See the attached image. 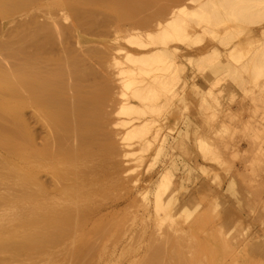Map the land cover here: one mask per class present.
<instances>
[{
	"label": "rangeland",
	"instance_id": "obj_1",
	"mask_svg": "<svg viewBox=\"0 0 264 264\" xmlns=\"http://www.w3.org/2000/svg\"><path fill=\"white\" fill-rule=\"evenodd\" d=\"M220 1L222 0H169L163 8L155 6L158 7L156 11V8H152V12H149L147 14L148 16L146 15L148 17V25H142L143 27H140L141 25L139 26L137 23L134 26L130 24L131 21L122 24V26L115 19L113 21L110 18L112 20L109 21V18H106V13L102 9L100 10V8L95 9L97 14L94 13L97 19H94L93 22L96 20L94 24L92 23L89 26L88 22L80 23L75 11L61 4L59 0H50V2H45L38 7L30 5L20 7L15 12L13 11V7L8 5L7 8L11 7L13 11H10V8H8L7 11L10 13L2 12L0 7V64L2 67L12 68L14 63L20 61L19 59L21 58L16 56L18 54L16 53L15 55L14 53L16 48L17 52L18 50L22 52L21 49L24 47H26L24 51L29 48L28 50L30 51H27L29 53H33L36 51V48H39L40 52L42 50L45 51H42L43 54H41L43 58L46 54L48 55L47 58L53 54L55 56L57 54L58 57L59 53L61 55L64 54L62 58H66L68 55L72 58L76 56L75 59L81 61L77 65L81 69L79 72L81 73L83 71V76L85 74L87 76L85 80L84 78L86 77H83L81 73L82 79L85 80V82H81V84L83 83L84 89H87L89 85L93 88L97 87L98 96L101 94V98H104L100 100H105V102L102 101V112L99 106L98 108L96 107L99 110L96 109V112L98 111L101 114L96 113L95 118L100 116V119H95L93 124L99 121L100 130L97 128L95 130L98 124H95L94 130L93 126H91L92 130H90L94 131L92 140H94L93 142L99 140L102 144H108V147L111 143L114 145V148L116 147V152L112 148V153L110 152L111 159L109 161L113 162V164L117 163V172L115 173L116 179H118L117 182L114 179L116 182L113 184L114 186L108 187L99 193L94 192L92 195H95V199H92L95 202L92 199L91 201L88 199L86 201V205L89 203L94 205V210L93 205H91L90 209L92 208V211L89 209L91 212L88 213V218L92 216V218L90 217L91 220L88 219V229L93 228V231L90 230L87 233L86 239L81 243L82 248L79 245L80 243L70 242L72 245L75 243L76 246L74 245L72 249H69L72 245L69 246V243L68 245L63 244L65 246L63 249L61 248L62 243L60 242V246L56 245L58 251L54 249V253L57 251L56 253L59 252L60 254L59 256L58 254H53L55 257L57 256L60 259L61 256L70 255L72 250H77V246L80 251H85L83 248H86V244L90 241L87 242V239L94 241L93 238L97 239L99 235L98 239L100 241L97 239L94 242H89L94 249H90L89 245L87 246V249L95 253L92 254L88 251L89 254L88 252L87 254L90 258L84 254L86 260L83 259L88 264L90 263L89 261H91L90 264H115L114 262H117L116 264H130V261L139 263L141 262L140 258L143 261L142 256L147 252L148 248L152 247L148 243V240L149 242L151 241V237L155 240L153 242L151 241L153 245L155 244L154 242L157 243L156 239L158 240L157 245L155 244L158 246L160 243V245L163 244L161 241L159 243V240L164 241L169 236L171 239L168 237L169 240H167L169 242L165 241L166 243L164 242L165 244L163 245H168L166 246L167 258L172 257L175 250L177 251L183 248V255L188 253L187 258L189 257V259L183 256L185 262V259L189 260L187 261L188 264H194L198 258H202L203 261L200 259L201 263L195 262V264H264V7L261 4H264V2L256 0L257 2L253 1L254 3H251L252 1H250L249 3L247 0H244L246 4L238 0L244 7L240 9L237 3L233 4L234 2L228 4V6L235 5L236 7V10L234 9L235 13L232 14L231 11H233V8L230 6L227 7L226 4L220 3ZM255 2H261V6H256L248 10L247 8L250 7V4H253V7L254 5H259L255 4ZM14 5L16 6L17 4L15 3ZM216 5L219 9L224 8L222 9L224 10L223 13L216 14L218 9ZM199 7H203V10H199ZM214 7L217 8L216 11ZM225 8L231 10L230 14L229 12L225 14L227 13L225 12ZM21 9L25 11H21ZM195 9H198L197 11H201L202 13L195 11ZM175 10L181 15V18L178 19L180 21L178 25L182 28L187 27L188 33L191 35V38H189L192 41H185V44L187 43L189 45L187 46L188 48L183 42L171 41V45L174 43L181 45L183 50L178 51L175 55L174 53L171 55V57L174 55L176 58L174 56L170 59L169 57L167 58L165 63L168 64V67L166 69L165 63V67L164 65L161 66V70H156L158 67L154 63L151 64L152 66L149 65L151 67L148 68V66H145L144 61H141V58L149 50L164 47L162 43L155 42V37L158 38L160 35L156 33V31L158 32L156 29H158V23L160 21L169 27L170 25L167 24V19L172 17V11ZM236 11L238 13L243 12V16H238ZM212 12L216 14L214 15L215 18ZM35 13L36 16L34 15ZM24 18L25 21L23 22ZM199 19L201 22L198 23ZM13 22H17L18 25L21 24L19 29H16L20 35L17 31H14L15 29L13 27H18V25L17 23H15L16 25L13 24ZM27 23L29 24L27 25ZM22 25L23 27H21ZM8 27H10V30L12 29V34L14 32L16 33V35H13V37L17 36L14 37L15 40L12 35H8L9 33L11 34ZM148 33H154L153 35L155 37L153 35L150 36V38L154 37V40L149 38ZM127 34H136L138 38L143 34L141 40L138 39L139 41L146 44L149 40L150 43L154 42V44H149L145 47V44H139L138 41V43H132L128 40ZM196 36L200 40L197 37L198 39L196 38V41L194 39ZM26 37L31 38L30 40H26ZM22 39L26 41L24 44ZM17 40L18 42H15ZM43 40L49 43L46 42V44ZM38 41H41L40 44ZM5 42L14 47L7 46L8 44L5 45ZM36 42L39 46L42 44V48L37 46ZM19 44L21 45L19 46ZM160 45L162 46L160 47ZM15 46L17 47L15 48ZM19 47L21 48L19 49ZM7 48L8 50L15 49L14 51L10 50L11 52L13 51L11 53L13 54L12 56L8 54L10 51ZM54 48L55 50H52ZM3 49L5 50L3 51ZM85 49H88V53ZM56 50L60 52H56ZM89 50L90 52L93 51L90 53ZM71 52L73 53L71 54ZM129 52L141 58L133 57L135 60L133 59L131 61L129 59V61V54H126ZM92 53L94 55L96 54L97 57H92ZM98 54L100 55L98 56ZM115 58L123 62V67L136 69V78L140 80L143 78V82H135L136 84L133 82L135 85L132 84L133 86L131 85L132 87L130 89L129 87H125L121 80L122 75H119L120 72L118 73V65L113 67L115 64L112 59ZM97 59L98 61H96ZM99 59L101 60L99 61ZM156 60L154 61L155 64L159 65V63H156ZM84 62L87 63V66L84 65ZM80 63H82V66ZM84 66L87 68H83ZM140 66L151 69L143 74L139 69ZM118 67L120 69V65ZM91 69H94V71ZM87 73L89 74L87 75ZM158 74L159 76H156ZM160 75H163L164 77L162 76V78H165V80H167L165 75L167 77L173 75L176 77L173 81H177L171 83L170 89L165 88L166 86L164 84L160 85V87L158 84L156 85L158 82L156 80H161L159 79ZM155 77L159 78L156 79ZM88 78L92 81V84H95V87L91 82L87 83L89 81ZM105 81H109V83ZM98 82L101 83V86ZM147 82H152V85L157 86L158 91H162L161 94L158 93V97H160L157 100V95H154L155 99L150 96V98L148 97L145 100L133 96L134 91H136L135 89L146 86ZM168 82L172 81L169 80ZM85 83L89 84L87 88L84 85ZM97 85L102 87L103 93L99 92L101 89L99 88L98 90ZM135 86L136 88L134 89ZM70 88L71 90L74 88L73 83ZM90 88L88 90H91ZM164 90L166 91L163 92ZM125 92L126 95H123ZM146 93H148V90L145 88L143 94ZM128 97L130 101L134 102L140 109H144L143 111L146 113H139V109V112L135 111L138 113L131 111L133 113L132 115L129 114L130 112L127 114V112L121 111L123 110V104L121 103H124V100ZM157 104L161 107L157 108ZM31 109L32 111L30 112ZM24 113L23 115H26L24 118L27 119L26 122L28 121L27 124L34 136L35 145L43 146L48 143V140L51 139L50 141H52L53 135L50 136L49 131L46 132L48 129L41 124L33 108H28ZM11 119V116H6V119L3 120L11 124L13 123ZM144 123L146 126L138 128V130L136 129L139 134L137 135L132 125L140 126V124L144 125ZM131 127L133 132H135V136L130 130ZM38 128L40 129L38 130ZM88 129L84 133L86 138L87 135L90 136L92 134ZM129 130L132 132V136H130V132L127 134ZM95 135L96 140L94 139ZM67 136H69L68 139L66 138ZM67 136L65 135L63 137L66 140L61 137L63 141L55 135L53 137L54 142L56 140L59 143L60 141L61 143L65 142L63 144L57 143L58 141L55 142L57 147H64L61 150L77 144L78 138L76 136L73 135L75 138L71 135ZM17 139H19V136ZM104 147L107 146L104 145ZM113 160L116 162L114 163ZM109 163L106 162V165L109 166H107L108 169L113 165ZM43 173L39 175L40 180L44 181L45 179L44 182L50 185L51 182L49 181L51 180H48L49 177L51 178L49 176L50 174ZM166 173H168V181L170 182L166 181ZM16 181L17 178L15 177L0 180V189L11 186ZM168 184L170 188L167 187ZM96 194L99 195L96 197ZM100 194H104L106 199L104 195L100 196ZM92 195L90 194V196ZM160 196L163 198L164 208L158 207V199ZM97 200H99V203ZM88 206L87 210L89 208ZM110 217L111 219L109 220ZM93 218L94 220H92ZM127 221H129L128 225L125 224ZM112 222H115L114 225ZM101 224H103L102 227ZM106 224L108 226H105ZM104 226L105 228L107 227V229H104L107 230L106 233L103 230ZM180 227L183 228L181 229ZM116 228L117 231H115ZM98 229L103 230L102 234H100V230L97 231ZM111 230L113 234L112 232L110 233ZM95 232L98 234L97 236H95ZM137 233H139V236ZM179 233L180 235L178 237L177 234ZM123 234L126 235L124 236ZM183 235L189 240H187L188 244L193 245L191 242H197L194 244L195 247L192 246L193 249L190 245L182 247L185 245L183 243L180 246L181 243L178 238L180 236L183 238ZM134 238H136V242ZM193 238L194 240H192ZM109 239L113 242H108ZM131 239L133 242H131ZM176 239L178 247L173 245L176 243ZM182 240L184 242L186 241L184 238ZM83 243L86 244L83 246ZM128 243L129 245L127 246L126 244ZM57 246L59 249L61 248V251ZM172 247H174V251ZM67 249L69 250L67 251ZM111 249L112 253H108V251L111 252ZM184 249L188 252L185 253ZM64 250L66 251L64 252ZM105 250H107V254ZM67 252L69 253L67 254ZM113 252L114 257L112 256ZM169 254L170 256H168ZM115 255L118 261H116ZM25 256L23 255L19 257L21 258L20 260L16 259L15 261L8 254L4 255V257L2 255L0 259H4H2L3 261L0 260V263L47 264L49 263L47 261H51L50 255L47 253L33 258L35 260L47 256L43 262L41 260L44 258L40 259L41 262L38 260L33 263V260ZM67 258L61 257L60 260L57 258L56 261L58 260V264H64L66 261L63 259ZM61 260L65 262L59 263ZM51 264L53 263L51 262Z\"/></svg>",
	"mask_w": 264,
	"mask_h": 264
},
{
	"label": "bare ground",
	"instance_id": "obj_2",
	"mask_svg": "<svg viewBox=\"0 0 264 264\" xmlns=\"http://www.w3.org/2000/svg\"><path fill=\"white\" fill-rule=\"evenodd\" d=\"M239 1L238 0H222V1H220V3H224L227 5V7H229L230 5L228 6V4H232L234 2L233 4L237 3L238 7H240V9H242L244 6L241 5V3L242 2L244 3L245 1L241 0L242 1V2L240 1L241 3ZM247 1L249 3H250V1H252L251 3H254L253 1H256V0H247ZM260 1L264 2V0H260ZM11 2L19 5L18 6L19 8L18 7L15 8L17 5L15 6ZM45 2H50V0H0V7H1L2 12H8L7 11L8 8H10V11H12V9H11V7L7 8V6L11 5L13 7V11L15 12V10L20 9V7L29 6V5L38 7L39 5H42ZM59 2L63 5H66L67 7L71 8L73 11H75L80 23L88 22L89 26L92 25V23L94 24V22L96 21L95 20L93 22L94 19H97V16L95 17V15L97 14L96 8H100V10L102 9V11H104L106 13V18L108 17L109 21H111L112 19L114 21V19H115L118 23H120L121 26H122V24H125L128 21H131L130 24H133V25L138 24L139 26L141 25L140 27H143L142 25H145V26L148 25V21H147L148 17H146V15L149 12L150 13L152 12L151 11L152 8H154V9L156 8L155 11L158 8L155 6H160L163 8L166 6V4L169 2V0H167V1L166 0H59ZM256 2H255V4H259V5H254V7H253V4L252 5L250 4L249 5L250 7H248L247 9L249 10L251 8H255L256 6L259 7V6H261V4L264 7L263 3L260 2L261 3L260 4V3H256ZM172 3H173V1H172ZM220 3H219V5H220ZM223 6H225V5H223ZM216 7L218 9L215 7L214 8H215V11L217 9V12H216L217 15H219L221 12L223 13L224 10H222V9H224V8L219 9V7L217 5H216ZM230 7L233 8V11L225 8V10H226L225 12H227L225 14H228V12L230 14V11L232 14L235 13V10H236L235 5H233V6L231 5ZM200 9L203 10V7H201V8L199 7V10ZM22 10H24V9H21V11ZM159 10H160V8H159ZM177 10L172 11L173 12L172 17L167 19V21H168L167 24L170 25L169 26L170 28L167 27V25L165 23L164 24L161 23V21L158 23L159 27H158V29H156V30H158V32L156 31V33L160 34L158 36V38L155 37V35H153L154 33L153 34L148 33L149 38H150V36L153 35L156 39L155 42L156 43L160 42L164 46L163 48L158 47V48H155V49H152V50L145 52L142 58L138 56L139 58L142 59L141 60L142 62L144 61L145 66H148V68L151 67L152 66L151 64L154 63V65H156L158 67V69L156 68V70H161L162 69L161 66L164 65V63L167 61L168 57L170 59L175 55V53L177 54L178 51L183 50L182 49L183 47H181V45H176L175 43L171 45L170 43L175 42V41H179V42H183L185 44V41L188 42L190 40L191 35L188 33L189 31H188L187 27L182 28L178 25L180 23V21L178 19L181 18L180 17L181 15L178 14ZM197 10L198 9H195V11H197ZM204 10H205V8H204ZM219 10H222V11H219ZM197 12H201V11H197ZM236 12H237L236 14H238V16H243V12H241L242 14L238 13V11H236ZM8 13H10V12H8ZM212 13H213V16L216 15L214 12H212ZM244 14H245V12H244ZM3 15L5 16V14H3ZM34 15L36 16V13ZM35 18H34V20H35ZM110 18H112V19L110 20ZM214 18H215V16H214ZM19 19H17V21H19ZM29 19H30V17H29ZM32 19H31V21H33ZM194 19H195V17H194ZM211 20H212V18H211ZM21 21H20V23H22ZM24 21H25V18L23 19V22ZM90 21H92V22L90 23ZM132 21H134V22H132ZM199 22H201L200 19H199L198 23ZM15 23H17V22H15ZM15 23L13 22V24H15ZM33 23H35V22L33 21ZM181 23H182V21H181ZM28 24L29 23H27V25ZM17 25H18V23H17ZM20 25H18V27H13L15 29L14 30L15 32L17 31L16 29H19ZM23 25L21 27H23ZM201 27H202V25H201ZM9 28L10 27H8V30H9V32H11L12 29L10 30ZM25 29H26V25H25ZM45 29H47V28H45ZM53 29H55V28H53ZM7 31H5V32H7ZM59 31H60V29H59ZM15 32H14V34H12L13 32H11V34L9 33L8 35L9 36L12 35V37H13V35H16ZM52 32H54V31H52ZM17 33L19 34L18 31H17ZM24 33H25V31H24ZM27 33H28V31H27ZM49 33H50V31H49ZM22 34H23V31H22ZM29 35H31V34L29 33ZM29 35H27V36H29ZM127 35L126 36L129 38L128 40L130 42L136 43L138 41L139 44L143 43L142 41H139V40H141V36L143 37V34L140 35L139 38L136 34H130V35L127 34ZM198 36H196L195 38L193 37V38L196 40V38ZM14 37H17V36H14ZM14 37H13V39L15 40ZM26 38H27L26 40H28V39L30 40L31 37L30 38L26 37ZM153 38H150V39H153ZM52 39H53V37H52ZM22 40L24 41V39H22ZM22 40H19V41H22ZM198 40H200V38ZM190 41H192V40H190ZM15 42H18V40ZM25 42L26 41H24L23 44ZM38 42L40 44L41 41H38ZM44 42L46 43L47 41H44ZM144 42H145V40H144ZM33 43H35V42H33ZM33 43H32V45H33ZM47 43H49V42H47ZM4 44L7 45L8 43L6 44V42H5ZM12 44H14V42H12ZM39 44L36 42L37 46H39ZM143 44H145V43H143ZM149 44L153 45L154 42L150 43V41L148 40L147 43L145 44V47L148 46ZM164 44L166 45V47ZM9 45L12 46L11 44H8L7 46H9ZM20 45L21 44H19V46ZM43 45H45V44H43ZM49 45H51V44H49ZM162 45H160V47ZM185 45H186V47L189 46L187 43ZM12 47H14V46H12ZM16 47L17 46H15V48ZM21 47H19V49ZM39 47L42 48V44ZM24 48L26 49V47H24ZM24 48L21 49L22 52L25 50ZM30 48H31V46H30ZM34 48H36V47H34ZM28 49L29 48H27V50L24 51V53L19 52V50L17 52L16 51L17 48H16V50L10 49L13 51L15 50V52H14L15 55L17 53L18 55H16V56L21 58V59L18 58L20 61L14 63L15 65L13 64L12 68L2 67V65L0 64V151H1L0 180H6V179H9L11 177L17 178V181L15 184H12L11 186L0 189V256L3 255V257H4V255L8 254L9 256L12 257L13 260L16 261V259H19V260L21 259L19 257H21L23 255L24 256L27 255V256H25L26 258L33 260V258H36L38 255L47 253L48 255H50L49 257L51 258V261H47V262H49L50 264H51V262L53 264H58V262H57L58 260L56 261V259L57 258L59 259V257H57V256L55 257V255L58 254V256H59L60 253L59 252L56 253L58 251L56 249V245H59L60 242L62 243V246H63V244L68 245V243L70 244V242H75L78 244L80 243L79 245L81 247V243L83 240L86 239L85 237L87 236V233H89L90 230L93 231L92 230L93 228H90V230L88 229V221L91 220L90 217L92 218V216H90L88 218V216H89L88 213L92 211L91 210L92 208L90 209V207L93 204L89 203L90 205L89 204L86 205V201H87V199L90 201L92 198L95 199V195L94 196L92 195V194H94V192H96V193L102 192L106 188L114 186L113 184L117 182L118 179H116V176H115V173L117 172V169H116L117 163H115L116 162L115 160H113L115 164H113V162L109 161L111 159L110 152L112 153L113 149H115L113 151L116 152V147L114 148V145H112L110 143L109 147H111V148L109 149L108 144L103 143L108 148L104 147V145L102 143H100L99 140L98 141L96 140V135H97L96 132H95L96 135L94 136V139L96 141L93 142L94 140H92L94 131H91L92 130L91 126H93V130H94V126H96L95 124H98V127H95V130H96V128L100 130V127H99L100 122L96 121L97 123H95V124H93V123L95 122V119L96 120L100 119V116L98 118L97 117L95 118L96 113L99 111L97 108L99 106L100 111H101L102 101L105 102V100H100V99H104V98H101L102 97L101 94L99 95L100 96V98H99V96H98L99 93L97 92V87H95V84H92V81L89 78H88L89 81H87V83L91 82V84L96 89L87 83L84 84V85H86V88L88 85H89L88 88H90V87H92V88H90L91 90H88V88L84 89V86L82 85L83 83L81 84V82H85V80L87 79V76H85L86 74L83 76L84 72L82 71L81 72L82 76L86 77V78H84L85 80L82 79L83 77L81 76V73L79 72V71H81V69L77 67V65L79 64L78 62L80 60L75 59V57H76L75 55H77V54L74 55L75 56L74 58L70 57L69 55L66 58H64V57L62 58V56H64V54L61 55V53H59L60 56L58 55V57H57V54H56V56L53 54L55 57L50 54L51 57L49 56L47 58L48 55L46 54V55H44V58H43V56H41V54H43V52H45V51L42 50L43 52L41 51L42 52L41 53L40 49L36 48L35 52L29 53V52H27V51H30ZM91 49H93V48H91ZM4 50L5 49H3V51ZM7 50H8V48H7ZM10 50H8V51H10ZM52 50H55V48ZM85 50L87 51L88 49H85ZM8 51H5V52H8ZM13 51L12 52L10 51V53H8V54L13 53ZM56 52H60V51L56 50ZM89 52H90V50H89ZM94 52H96V51H94ZM72 53L73 52H71V54ZM87 53H88V51H87ZM173 53H174V55L171 57V55ZM66 54H68V53H66ZM126 54H129L128 60L130 59L131 61L134 59L133 57H137V56H135V54L132 55L131 52L126 53ZM12 55L13 54H11V56ZM99 55L100 54H98V56ZM131 55H132V57H131ZM102 56L104 57V55H102ZM13 57H15V56H13ZM78 57H79V55H78ZM92 57L95 58L97 56H96V54L95 55L93 54ZM113 58H114V56H113ZM174 58H176V56H174ZM15 59H17V58H15ZM100 60L101 59H99V61ZM112 60H113V63L115 64V65L112 64L113 67L120 65V69L117 66V68L119 70L118 73L120 72L119 75H122L123 78L121 77V80L123 81L122 83H124L125 87H127V88L129 87V89H130V87L135 85L137 82H141V83L143 82L142 81L143 78L141 80L136 78V74H137L136 69L123 67L122 66L123 62L119 61L117 58L112 59ZM155 60H156V63H159V65L155 64V62H154ZM96 61H98V59ZM137 61H138V59H137ZM85 63L86 62H84V65L87 66V63L86 64ZM263 63H264V59H263ZM80 64L82 66V63H80ZM101 65H102V63H101ZM149 65H151V66H149ZM165 65H166V67H165ZM165 65H164V67L166 69L168 67V64L165 63ZM86 66H84L83 68H85ZM164 67H163V71H164ZM78 69H80V70H78ZM139 69L144 74L147 72V70H150L151 68L147 69V67H141L140 66ZM91 70L94 71V69H91ZM92 73H94V72H92ZM88 74L89 73H87V75ZM156 76H159V74ZM162 76L163 75H160V78L157 77L161 80H156L157 78L155 77L156 79H154V80L158 81L157 83L155 81V83H156V85L158 84V86L164 84L166 86L165 88H168V89H170L171 83L177 81V80L173 81V79L178 77L177 74H175L176 77H174L172 75V76H169L170 79H168L169 77H167L165 75V77L167 78V80H165V78H162ZM172 77H174V78H172ZM171 78H172V80H171ZM71 79H73V80H71ZM162 79H163V81L164 80L165 81L163 82ZM82 80H84V81H82ZM169 80L172 82H168ZM105 82L109 83V81H105ZM133 82L134 83L136 82V83L134 84ZM144 82H145V79H144ZM70 83H71V85H70ZM72 83L74 85V88H73L74 90L72 89L73 92L70 88V86H72ZM99 84L101 86V83H99ZM97 86H98V90H99V88L100 89L102 88V87H99V85H97ZM135 88H136V86L134 87V89ZM143 88L144 89L146 88L148 90V93L143 94V90H144ZM102 90L103 89H101V91H99V92L103 93ZM135 90L136 91L133 90L134 94L132 92L133 96L136 98L137 97L141 98V99L143 98L144 100L146 98L148 99V97L150 98V96L154 98V95H157L156 96V100H157L160 97V96L158 97V93L161 94V92H162V91L161 92L158 91L157 86H154V84L152 85V82L151 83L147 82L146 86L137 88ZM166 90H164L163 92H165ZM174 94H175V92H174ZM123 95H126V92ZM138 100H140V99H138ZM121 104H123L122 105L123 110H121V111H125V112H127V114L130 112L129 114L132 115L133 113H138L139 110H140L139 113H141V112L146 113L143 111L144 109H140L134 102L130 101L129 97L126 98V100H124V103H121ZM153 105H155V104H153ZM158 105L159 104H157L156 107ZM163 105H164V103H163ZM160 107L161 106H158L157 108H160ZM28 108L29 109L33 108V111L35 112V114L38 117L41 124H43L48 129L46 132L49 131L48 133L50 134V136L53 135V137H54V135H55V136H57V138L61 139V137L63 138V137H65V135L66 136L67 135H71V136L74 135L78 138L77 144L75 143L76 144L75 146L70 147V148L66 147L65 150H61L64 147L59 148L60 146L57 147L55 145V142L58 140H56L54 142L53 137H52V141H50L51 139H50V137H48V139H50V140H48V143H46L47 141L45 140L46 141L45 145H43V146L35 145L34 136L32 134V131H30V127L27 124L28 121L26 122L27 119L24 118V116H26V115H23V114L27 113V112L24 113V111H26ZM96 109L98 110L97 112H96ZM152 109H154V108H152ZM31 111H32V109L30 110V112ZM131 111H133V113H131ZM135 111H138V112H135ZM98 113H99V115L101 114L100 112H98ZM6 116H9V117L11 116L13 119V120L11 119V122L13 121V123L8 124L7 121L5 122L4 120L6 119ZM97 116H98V114H97ZM129 120H127V121L129 122ZM146 124H147V122H146ZM143 126H146L145 123H144V125L140 124V126L132 125V127H134L133 130L136 131V133H137L138 128H143ZM132 127L130 128V130L133 132ZM40 128H38V130ZM87 129L88 130L91 129L90 131L92 132V134H91L92 138H91V135L90 136L87 135V138H86V136H84V133H86L85 131ZM145 129H146V127H145ZM130 130L127 132V134H129ZM90 131H89V133H90ZM132 132H130V136H132V134H134V136H135V132H133V133ZM137 135H139V134L137 133ZM18 136H19V139H17ZM74 136H73V138H75ZM130 136H128V137L130 138ZM66 138L68 139L69 136H67ZM66 138H63V139L66 140ZM55 139H56V137H55ZM63 139H61V140L63 141ZM57 143H59V141ZM60 143H61V141H60ZM63 143H65V142H62L61 144H63ZM59 144H57V145H59ZM66 146H67V144H66ZM107 149H109V150H107ZM112 156H114V155L112 154ZM106 162L109 164H111V163L113 164L110 167V169H108L109 166L106 165ZM43 172L48 174V175L50 174L49 176H51V178L50 177L48 178V180L49 179L51 180V181H49V182H51L50 185H47V183L44 182L45 179H44V181L40 180L39 175ZM165 177L167 178L166 181L170 182V181H168V173H166ZM114 179L116 180V182L114 181ZM118 183H119V181H118ZM165 186H166V184H165ZM168 186H169V184L167 185V187ZM168 188H170V187H168ZM115 191H117V190H115ZM112 192H114V191H112ZM112 192H110V193H112ZM90 194L92 196H90ZM97 195H99V194H96V197H97ZM102 195H104V194H100V196H102ZM89 196H90V198H89ZM104 197H105V195H104ZM104 197H102V198H104ZM160 198H162V196H160ZM160 198L158 199L159 200L158 201V207L164 208L165 205L163 203V198H162V200H160ZM97 199H99V198H97ZM105 199H106V197H105ZM97 202L99 203V200H97ZM165 204H166V201H165ZM87 206L89 207L88 210L90 209L91 211L87 210ZM92 207L94 210V205ZM95 207H97V206H95ZM120 216L122 217V215H120ZM94 218L92 220H94ZM110 219H111V217L109 218V220ZM114 220H115V218H114ZM126 220H128V219H126ZM114 223L115 222H112L113 225H114ZM108 224H106L105 226H108ZM125 224L128 225L129 221L125 222ZM176 224H177V222H176ZM102 225L103 224H101V227H102ZM118 225H119V223H118ZM105 226H104L103 230L107 229V227L105 228ZM119 227H121V226H119ZM173 229H174V226H173ZM99 230L101 233L97 232ZM103 230L98 229L96 232L102 234ZM112 230H113V228H112ZM112 230L110 231V233L112 232V234H113ZM104 231L106 233L107 230H104ZM115 231H117V228L115 229ZM135 231L137 232V230H135ZM187 232L189 233V231H187ZM97 233L95 234V236L98 235ZM94 234H93V237H94ZM134 234H136V233L134 232ZM167 234H168V232H167ZM118 235L120 236L119 233H118ZM137 235L139 236V233H137ZM178 235H180V233L177 234V236ZM101 236H100V238H101ZM138 236H136V237H138ZM97 237L99 238V235ZM168 237L169 236H167L166 238L168 239ZM186 237H187V234H186ZM151 238L152 239H150V240L153 242L154 239H153V237H151ZM180 238H182V236H180ZM180 238H178L180 243H181L180 246H182V243L185 244L182 247H187L186 245H190V247L192 248V246L195 247L194 244L197 243V242L196 243L191 242V243H193V245L188 244L189 240L186 239L184 235H183V238L186 241L188 240L187 242L185 241L186 243L184 242V240H182L183 238L182 239H180ZM93 239H94V241L97 240L96 238H93ZM134 239L136 242L137 241L136 238H134ZM167 239L166 240L164 239V241L159 240V243L161 241L163 244L160 245L161 244L160 243L158 246H156L158 243L157 239H156L157 243L154 242L156 245L155 244L153 245L152 242L151 241L149 242V240H148V243H150L152 245V247L150 246L151 248H148L149 251L147 250V252H145V253H147L146 256H145V253L142 256L143 261L140 258L141 262L137 263L135 261H130V264H188V262H187V261H189V260H187V259H189V257L187 258L188 253L183 255L184 251H182L183 248H181L180 246L179 247L181 248L180 249L181 251L180 250L174 251V247H172L173 251H174L172 257H169L170 259L166 257L167 256L166 255L167 254V251H166L167 247L166 246H168V245H165V246H163V245L169 239H171V237H169L168 240ZM181 240H182V242H181ZM192 240H194V238ZM88 241L91 242L93 240L87 239V242ZM110 241H112V240L109 239L108 242H110ZM175 241H176V243H174ZM175 241L173 242L174 243L173 245H175V247H176L178 245L177 239ZM84 242H86V241H84ZM89 242H88V244L83 243L82 245L84 246V244H86L87 246L89 245L90 249H94L91 246L92 244ZM131 242H133L132 239H131ZM75 243L73 245L71 243L69 246H71V245L72 246L69 249H72V247L74 245L76 246ZM116 244H117V242H116ZM132 244H134V243H132ZM93 245H94V243H93ZM95 245H97V244H95ZM126 245L128 246L129 243ZM62 246H61V248L64 249L65 246H63V247ZM87 246H86V248H83V249H85V251H80L78 249V246H77L76 251L72 250V253H70V255H67V256H69L68 258H67V256H61V257L67 258V259H63L66 261V263H64V264H88V262L85 261L86 259L84 257H85V255H87L86 257H89L88 251H90L92 254L94 252L90 249H87L88 248ZM153 246H156V247H153ZM57 248H58V246H57ZM61 248L60 249L58 248V249L61 251ZM67 248H68V246H67ZM146 248H147V246H146ZM54 249L57 250L55 253H54V251H55ZM69 249H67V251ZM95 249H97V248H95ZM65 251L66 250H64V252ZM224 251H225V249H224ZM87 252H88V254H87ZM95 252H97V251H95ZM106 252H107V250H105V253ZM115 252H116V250H115ZM186 252H188V251L185 250V253ZM68 253L69 252H67V254ZM108 253H112V249H111V252L108 251ZM53 254H55V255H53ZM110 255H109V257H110ZM113 255H114V252H113L112 256ZM224 255H225V252H224ZM43 256H45V255H43ZM168 256H170V254ZM183 256H186L184 258H187V259H185L187 263L184 261ZM61 257H60V259H61ZM116 257L117 256L115 255V258ZM118 257H119V255H118ZM42 258H44V259H42ZM46 258H47V256L46 257H40V259H42L41 260L42 262H43V260H46ZM2 259H4V258H2ZM2 259H0V260H2ZM40 259L37 258V259L33 260L34 261L33 263H35V261H38V260H39V262H41ZM88 259H87V261H88ZM198 259H197V262L201 263V261H203L202 258H200L201 261H200V259L198 261ZM19 260H17V261H19ZM48 260H49V258H48ZM93 260H94V258H93ZM65 261L61 260V261H59V263L65 262ZM102 261H104V260H102ZM108 261L110 262V260H108ZM116 261H118L117 258H116ZM128 261H129V259H128ZM205 261H204V263L207 262V261L206 262ZM4 262H6V260H4ZM89 262L91 263V261H89ZM195 262H194V264H195ZM49 263H47V264H49ZM114 263L116 264L117 262H114ZM0 264H2V262Z\"/></svg>",
	"mask_w": 264,
	"mask_h": 264
}]
</instances>
